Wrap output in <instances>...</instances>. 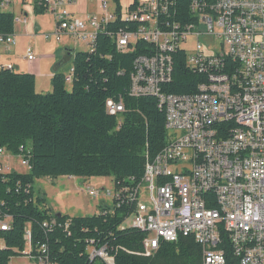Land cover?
Masks as SVG:
<instances>
[{
    "label": "built area",
    "instance_id": "1",
    "mask_svg": "<svg viewBox=\"0 0 264 264\" xmlns=\"http://www.w3.org/2000/svg\"><path fill=\"white\" fill-rule=\"evenodd\" d=\"M74 2L38 1L56 22L47 38L69 35L94 50L108 25L124 21L134 29L108 32L119 52L136 50L140 41L150 45L134 60L130 95L158 100L166 115L167 142L154 158L147 155L142 181L121 186L114 197L118 206H134L122 227L147 233L141 254L152 256L162 241L177 242L184 235L203 247V264H227L219 248L223 230L240 264H264V0H193L195 20L186 24L173 20L176 0H140L121 12L99 0L102 13L85 15L70 12ZM10 4L2 0L0 10ZM191 38L196 42L188 49ZM214 41H220V49ZM15 42L14 34L0 36L7 49ZM177 52L186 54L191 70L206 77L195 94L164 90L173 81ZM27 58L36 60L32 47ZM4 68L14 66L0 63V70ZM106 109L113 116L125 112L123 102L114 99ZM11 157L26 172L16 169ZM29 170L26 155L0 150V174ZM89 194L100 197L98 189L90 188ZM11 221L9 215L0 219V229L9 230ZM56 223L52 218L44 226ZM25 239L33 263L50 264L31 256L30 229Z\"/></svg>",
    "mask_w": 264,
    "mask_h": 264
},
{
    "label": "trees",
    "instance_id": "2",
    "mask_svg": "<svg viewBox=\"0 0 264 264\" xmlns=\"http://www.w3.org/2000/svg\"><path fill=\"white\" fill-rule=\"evenodd\" d=\"M38 1L34 2L35 13H46V6ZM114 1L121 12V0ZM139 1L133 0L128 8ZM192 1L176 0L173 20L193 22ZM133 27L124 21L110 24L98 35L94 50L74 52L70 89L64 73H55L52 91L41 93L34 74L0 70V150L24 154L30 161L28 173L0 174V219L6 215L12 218L9 230L0 229L4 242L0 264H10L14 257L24 255L27 229L31 230V256L37 260L41 256L50 264H203V247L192 236L162 241L152 256L141 254L147 233L122 227L134 206H118L114 200L112 205L103 202L93 216H57L47 205L46 194L35 189L37 179L62 176H111L116 190L133 187L143 179L147 155L154 158L165 147L166 115L158 100L130 95L134 60L146 54L150 45L140 41L136 50L123 53L108 35L109 31ZM14 31V13L0 10V36ZM205 79L187 66L185 53L177 52L173 81L164 90L195 94ZM109 99L122 101L125 112L110 115L106 109ZM52 218L56 225L45 227ZM90 247L104 250L110 262L102 256L93 258ZM219 248L227 264H240L223 230Z\"/></svg>",
    "mask_w": 264,
    "mask_h": 264
},
{
    "label": "rangeland",
    "instance_id": "3",
    "mask_svg": "<svg viewBox=\"0 0 264 264\" xmlns=\"http://www.w3.org/2000/svg\"><path fill=\"white\" fill-rule=\"evenodd\" d=\"M30 6H32V0H24ZM88 0H77V7L80 10H84L86 8V3ZM97 0V4H95V8L99 11L98 14L102 13V9L99 6ZM133 0H121V5L123 11H126L127 8L131 5ZM17 2V1H16ZM109 8L111 11H114L117 7V4L114 0H108ZM25 4V3H24ZM79 4V5H78ZM75 5L70 4L68 8H71ZM13 7H16L15 4L10 8L13 10ZM90 7V6H89ZM94 8V7H93ZM8 9V10H10ZM17 14V10H16ZM81 14V13H80ZM41 23L45 28L53 27V16L51 12H48L47 15H43ZM16 19V18H15ZM30 19V17H29ZM17 27H20V24L16 21ZM59 41V40H58ZM54 40V38L41 39L38 41V48L40 50L47 51L49 48L54 47L56 45H61L67 41L58 42ZM196 40L191 38L189 41V45L187 48H192L195 44ZM69 43V42H68ZM217 49H220V41H214ZM70 45L77 47L76 52H87L89 50L86 42L81 41L76 44L75 40L70 42ZM77 45V46H76ZM67 48L71 49V47H61L57 52H54L59 60L63 58V55L67 52ZM210 53V51H208ZM67 65H65L62 69L63 72H67ZM72 73V72H71ZM68 77V76H67ZM45 84H48V78H43L42 81L39 80V88L45 87ZM67 88L70 89V85L67 84ZM11 164L18 170L26 172L25 167L21 168L18 166L17 160L14 157L10 159ZM20 162V160H18ZM98 189L100 191V197H94L89 194V189ZM35 189L37 192L43 191L45 194L47 193L48 206L53 208L55 213H61L63 215H69L71 217H87L93 216L95 213L99 212V206L104 202L107 205H112L114 203L115 197V184L114 179L111 176H99V177H70V176H62L57 179H52L48 177L40 178L35 181ZM3 245L2 240H0V247ZM30 250L29 244L26 246V250L23 252V256L14 257L10 264H34L33 261L26 256ZM89 252L93 257L98 255V251L94 247L89 248ZM101 256L110 262V258L105 254V252L101 251Z\"/></svg>",
    "mask_w": 264,
    "mask_h": 264
},
{
    "label": "crops",
    "instance_id": "4",
    "mask_svg": "<svg viewBox=\"0 0 264 264\" xmlns=\"http://www.w3.org/2000/svg\"><path fill=\"white\" fill-rule=\"evenodd\" d=\"M34 2L35 0H32V6H30L24 0H11V4L8 6V8L1 10L4 12H12L15 15L16 19L14 36L16 42L14 45L11 46L10 49H7L4 44H0V63L4 65L12 64L14 66V69L19 73L34 74L36 76L37 91L41 93H46L52 91L51 79L55 73H64L66 76H68V78L71 76L73 56L77 47L73 48V45H70L71 41L73 44V37L69 35H64L59 41L56 40L53 36L49 37L54 38V40L58 42L67 41L65 43H62V46L56 45L54 47L49 48L47 51H42L38 48V41L41 39L48 40L49 38H47L46 35L51 34L55 31L56 22L53 17V27L45 28L41 21L43 17H45L43 15H47L48 12L44 14H36L34 11ZM14 4L16 7H13V10H11L10 8ZM95 4H97V0H88L86 3V8L84 10H80L79 7H77L76 3H73V5L75 6L68 9L72 14L75 15H85L87 13L98 14L99 11L97 10V8H95ZM22 19H26L27 21L22 22ZM16 21L18 22V24H20V29L19 27H17ZM67 46L71 47V49L67 48V52L63 55V58L59 60L54 52H57L58 49H60L61 47ZM29 47L33 48V51L36 56V60H34L33 62H30L27 58V49ZM65 65H67L68 68L67 72L62 71ZM43 78H48V84H45V87L43 88H39V80L42 81ZM67 84H69L71 87L70 79L67 80ZM45 197L48 205L47 193ZM2 247H4V242L0 248Z\"/></svg>",
    "mask_w": 264,
    "mask_h": 264
},
{
    "label": "water",
    "instance_id": "5",
    "mask_svg": "<svg viewBox=\"0 0 264 264\" xmlns=\"http://www.w3.org/2000/svg\"><path fill=\"white\" fill-rule=\"evenodd\" d=\"M60 215H61V213H58V214H57V216H60ZM113 264H114V262H113Z\"/></svg>",
    "mask_w": 264,
    "mask_h": 264
}]
</instances>
